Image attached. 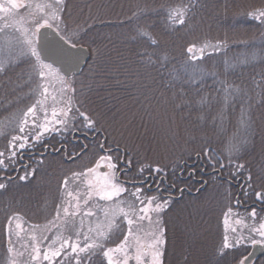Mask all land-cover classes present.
<instances>
[{
    "label": "trees",
    "instance_id": "16d2710c",
    "mask_svg": "<svg viewBox=\"0 0 264 264\" xmlns=\"http://www.w3.org/2000/svg\"><path fill=\"white\" fill-rule=\"evenodd\" d=\"M50 3L51 7L45 11L49 14L55 11L59 17L52 23L59 24L62 33L72 37L78 46L85 47L89 59L79 75L72 77L71 94L76 103L72 113L74 118L68 121L59 136L50 134L47 140L42 139V143L34 146L40 148L47 145L55 149L59 145H66L70 150V138L74 131L88 136L95 133L97 137L103 135L105 127L94 119L90 102L97 101L103 109H109L114 103L131 100L134 84H138L135 81L138 80L137 73H140L138 86L149 88L155 84L158 95L169 99L171 106L180 114L178 122L181 121L182 131L170 140L175 146L182 141L184 146H177L181 149H173L166 156L169 158L179 150L182 155L176 154L175 159L165 166L153 165L160 160L150 157L144 159L145 163L140 160L139 148L155 139L148 136L151 130L146 128V123L140 127L142 139L128 146L131 147L129 157L121 147L107 145L111 150L108 155L114 159L117 167L121 160L128 162L129 176L133 180L156 173L153 169L157 167L163 170L156 173L158 176L168 177L177 163L191 161L194 157L202 162L207 172L219 171L223 181L235 183L238 180L241 189L238 197L233 186L227 185L225 188L224 183L216 177L205 185L206 192L212 189L215 195L217 190V200L199 220H193L196 219L193 217L191 221L187 211L196 202L191 206L167 204L159 218L160 222L163 221L160 230L165 238L166 264H239L247 254L251 240L258 239L257 235L252 237L255 235L252 231L257 229L256 224L264 223V213L256 211L255 217L251 215L253 206L264 208V17L256 19L251 15L264 11V0H63L61 5H56L53 0ZM14 11L19 17L26 18L27 13L21 12L24 10ZM180 12H183V17L179 15ZM5 18L8 23L10 16L6 14ZM181 18L183 23H180ZM15 19L18 22L19 18ZM16 22L15 25L19 24ZM192 46H195L194 51L189 53L188 48ZM200 48H204L203 53L197 51ZM192 56L198 58L192 59ZM18 68L11 72L13 77L7 78L18 80L9 86L12 90L0 85V121L14 110L23 113L34 99L32 92L38 90L31 87L36 78L29 79V83L23 82L27 74L32 75L29 73L31 69L27 65ZM144 69L149 70L148 74L141 73ZM33 83L36 85L35 81ZM9 92H14V95L11 93L9 97ZM64 93L63 100H67L70 92L64 90ZM77 109L95 121L93 128L84 127L83 117ZM146 131L149 133L145 134ZM10 137L8 134L0 138L1 150L8 145ZM19 154L15 163L6 159L7 168H0V183L6 185L4 189L25 185L39 178L37 171L42 164L37 165V160L29 162L32 172L25 180L21 177H25L26 173L21 171L14 176ZM113 154H117L118 158ZM83 155L80 153L75 162L80 163ZM52 164L45 170L42 180L49 181L53 190L56 187L59 189L60 182L68 178L66 176L80 172L87 166L74 171L67 169L68 165L64 162L57 164L53 161ZM141 168L144 169L142 173ZM57 169L63 171L62 175L55 176ZM126 191L130 198L133 189ZM54 193L51 191L50 194L53 196ZM257 193L260 199H257ZM140 196L144 199L154 195L143 192ZM0 197L3 199L5 196L2 194ZM195 198L198 197L191 200L196 201ZM157 201L163 202L156 197L154 205ZM9 204L8 200H0V264H8L3 230L4 222L13 210H8L10 207L6 205ZM234 204L245 208H234ZM227 206H230L232 214H236L239 221L235 223L237 227L226 228L227 216H230L229 210L225 209ZM174 207H180L181 211ZM93 218L88 220L92 221ZM31 222L33 226L36 224L40 227V221ZM78 222V219L71 221L72 229L79 230ZM124 230L125 226L115 227L111 231V241L107 242L109 247L120 243ZM39 234L42 236L41 231ZM53 235L56 237L54 232ZM225 236L233 247L224 250L221 255ZM23 238L24 242L28 241ZM238 238L241 243L236 246ZM35 239L29 238V242H33L31 250L34 252L42 246L41 239L37 236ZM83 264L103 262L96 257L84 260ZM256 264H264V256Z\"/></svg>",
    "mask_w": 264,
    "mask_h": 264
},
{
    "label": "rangeland",
    "instance_id": "374dc122",
    "mask_svg": "<svg viewBox=\"0 0 264 264\" xmlns=\"http://www.w3.org/2000/svg\"><path fill=\"white\" fill-rule=\"evenodd\" d=\"M50 1L53 0H22L21 2L25 6L18 8V10H24L21 12L27 13L26 18H23L22 16L19 17L18 13L13 10L15 12V15H12L9 19H7L8 23L6 22L5 18L6 14H4V12L0 13V17L3 18L0 19V26H3L5 24L8 25L7 27L3 28V31H0V60H4L6 63L4 72L0 73V85L11 89L9 86L14 85L15 81L18 80L7 78L13 77L11 75V72L19 70L18 66L27 65L31 69L29 73H32V75L27 74L26 77L22 76V79L24 77L23 82L29 83V79L34 80V78H36L34 80L36 85L33 83V81L31 87L38 90L37 92H32L31 97H34V99H32L29 107L36 105V117L38 118L36 121L37 123L44 122L45 113L43 110H41V108L47 111V115L49 118H51L53 108H56L57 110H67L68 108H71V111L68 112V121H71V119L74 118L72 117L74 107H76V103L71 94L73 91L72 83L74 82L72 76L66 78L65 82H61L55 76H46L44 79H41L37 74V69L33 67V65L35 64L34 58L30 56H19V53L22 49L26 50V45L22 43L24 36L18 29H26L27 34L30 36L32 31H34L35 20L37 19L36 21L42 22L44 19H49L50 16L49 12L45 11L47 7L40 9L37 8L36 5H50ZM0 2L4 3L2 0H0ZM29 4L31 5V7H28ZM16 17L19 18L18 22L15 21ZM14 22L19 24L15 25ZM148 71L149 70L144 69L141 71V73L148 74ZM138 77H141L140 73L139 75L137 73L138 80H135L139 84L141 79ZM148 79L150 78L148 77ZM149 81L151 82L152 80L150 79ZM138 84H134V96L131 100L125 101L123 103H114L109 107V109H103L101 104L97 101L90 102L89 108L94 119L101 122V124L107 131L106 132L105 130H103V135H101L107 142L105 144L103 143V150H105L107 154L99 153L100 138L97 137L95 139V145L93 147L91 146L90 148V154H92L93 159L90 157V154H84L80 163L75 161L66 162V164L68 165L66 168L69 170L72 169L74 171H76V169L80 168L81 166H87L80 172H73L69 175L67 174L68 176L66 177L68 178L60 182L59 192L61 193L60 195H62V206L58 205V215L57 217L55 216V219L52 218V221L55 222V220L58 218L56 222L62 225V236L59 237L58 242L55 243H53V240L46 238L45 240L48 241V246L45 247L46 251L43 252L42 249L44 248V246H41L40 249H38L39 256L36 259H33V257L37 256V253L34 252V250H31V245L33 242H29V239L28 241L24 242L22 239L18 238L17 235L23 234L20 233V231L25 227L27 223L24 222V219H26V217L23 216L22 213L27 215V217H29V220L31 221H46L45 218L48 216L47 211H49L47 209L53 202V198L51 199L50 194L51 191H53V188H51L49 181L47 182L42 180V176L45 175V170L51 167L50 164L53 163L52 158H47L45 161L44 158H42V160H37V163H39L37 165H40V163L42 164L41 169L37 171V176H39L38 179L30 181L25 185H13L2 193L5 197H3V199L2 197H0V200H2L3 202H5L6 200L10 201V204L6 206L10 207L8 208V210L13 209L14 211V213H11L7 217V221L4 222L3 230V235L5 234L4 244H6L7 246L6 256L8 264H10V262L12 261H14V264L15 261H17V264H76L77 253H73L71 251V245L73 243H77L81 247L88 243L103 244L104 248H96L94 250L96 254L92 255L90 259L87 258V254L85 253H80L79 256L81 258V264H83L84 260H93L96 257H100L101 262H103V264H107V258L103 256V251L109 248L107 242L111 241V231L115 229V227L120 228L123 226H125V232L120 239V243L116 244L113 247L111 246L110 248H116L119 244H121L125 236H127L128 245L126 247V251L128 252L129 256H135V250L138 246L142 249L148 248L149 255L144 257L145 264H148L151 259L150 253L152 251L151 247L149 246L153 244L155 238L160 237L162 239L163 237V235L162 237L160 235V225L163 224V221L160 222L161 219L159 218V215H161V211H150L148 217L140 220L138 217L143 214L138 210L139 208L145 206L146 201L145 204H141L138 200H136L134 196L128 198V195L126 193L127 191L121 193L119 197H113L112 200L101 199V196L106 191V187L104 185V180L106 178L105 174H107L108 177L112 178L113 182L117 183L115 180L116 171L118 170L117 165L115 169H111L108 167L109 161L107 157H110V155H108V151L110 150V148L108 149L107 145L111 147H121L125 152V155L129 157L128 154L130 153L131 147L128 146L136 144V142H138L137 139H142L140 127L143 123H146V128H149V130H151V133L146 131L145 134L149 133L148 136H150L151 138L153 137L152 140L154 138L155 139L150 143H146L145 145L140 143L141 145H143L138 150L139 154L141 155L140 160H143V162L145 163L144 159L150 157L156 160H160V162H154L155 164L151 162L153 165L165 166L169 165L168 163L175 159L176 154L182 155L180 153L181 150H179L173 152L169 158L168 156H166L169 151L173 149L178 150L181 149L178 147L184 146V143L182 141H180V144L177 145V147L173 145L174 142L170 140L173 135L178 136L177 134H180L182 131L181 121L178 122L180 114L171 106L169 99L163 98L162 96L158 95V89L155 84L154 86H151L149 88H143L141 86L139 87ZM38 85H43L44 87H46L48 89V93L46 95L42 94L43 89L41 87H38ZM64 90H68V92H70L69 95H67V100H63V97H65ZM11 93L12 96L14 95V92H9V97L11 96ZM53 97H55V99H53ZM37 101H44V103L41 106L40 104H37ZM27 109H25L23 113H17V110H14L10 116L0 121V128L3 129L4 135L9 134L10 136H23L28 134L32 126L31 116L28 117L29 122L28 125L25 126V133H20L18 129L20 121L23 118V114L25 111H27ZM20 110L21 109H18V111ZM60 119H64L63 115L57 117V120ZM55 127L58 129V131L45 133V136L42 139L47 140V138L50 137V134L59 136L64 130V125H61L59 123H57ZM138 129L139 132L137 131ZM35 131H39V129H34L33 134ZM4 135L0 136V138ZM148 140L151 141V139ZM29 142L31 143V136H29ZM119 142H122L123 144L120 145ZM71 149H74V151L72 153H67L66 159L74 154L76 150H79L75 147H71ZM25 150H22L21 152ZM0 151H5L7 154L8 145L5 146L2 150L0 149ZM113 156L117 157V154H113ZM101 157H104L105 159H101ZM163 157L164 159L163 161H161ZM57 161L60 163L62 160ZM110 162L115 164L112 158ZM120 162H122V160ZM124 164L129 165L128 162H125ZM178 164L179 163H177V165ZM100 168L103 169L102 173L99 171ZM88 169H95V172H88ZM57 170L55 172V176H59L63 173L62 170ZM21 172L26 173V170H21ZM31 172L32 169H27V173L31 174ZM74 173H81L82 175L77 177L73 175ZM84 173H86V175H84ZM30 174H26L25 178L29 177ZM88 179L93 181V183H88ZM65 180H67L66 186ZM238 184L239 182L235 184V191L233 190L235 196L237 195V197L239 196V193L241 191ZM224 187L227 188V184L226 186L224 184ZM44 189H46V191H44ZM133 191H135V189ZM216 191L214 195L212 189L207 192L206 189H203L196 194V197H198L194 199L196 201H192L191 199L185 201L184 204H188V206H191L192 203L196 202L187 210L188 215L190 214L191 221L193 217L196 218L193 220H199L203 217L204 214L209 212L208 210L210 205L217 200ZM2 194H0V196H2ZM130 206H132V209L134 210H130ZM233 207L237 208L238 206L234 204ZM120 208H123L125 212L129 213L127 218H125L120 213ZM174 209H178L179 211H181L180 207H174ZM225 209L226 211L229 210L228 213L230 214V216H227L228 221L226 222V228L229 229L233 226H236V214L231 213L230 206H227V208ZM16 210L21 215H18L15 212ZM90 217H94L92 221L88 220ZM9 218L11 219V221H9ZM75 219L79 220L77 227L79 228V230H75V228L72 229L73 224L71 223V221ZM128 219H131L133 221L132 224H128ZM261 224L264 223L260 222V225ZM17 225H19V227ZM256 225L257 229L253 228L254 230L252 231V233H254L255 235H252V237L257 235L256 237L260 238L261 236L259 235L258 231H255L260 228V225ZM40 231H42L40 227L32 226L30 239L31 237L35 239L36 236L40 238ZM130 231L131 235H129ZM42 232L46 233L44 230ZM36 233H38V235H35ZM102 233L104 235H102ZM85 236L88 237L87 240L84 239ZM65 240L68 241V244L61 248V245ZM251 245L253 244L250 243L248 245V248H250ZM157 247H159L161 250L162 245H157ZM22 248H24V251L22 250ZM9 249H11V251H9ZM27 250L28 252H30V254H28ZM56 250H60L59 256L51 257L50 260H45L43 258L45 253H48L49 256H51V252ZM112 255L114 260L123 259V253H113ZM164 259L165 257L162 253V255L160 256V264H166ZM243 259L244 257H242L240 261ZM128 264H136L135 259L130 258L128 260Z\"/></svg>",
    "mask_w": 264,
    "mask_h": 264
},
{
    "label": "snow or ice",
    "instance_id": "6c2138e0",
    "mask_svg": "<svg viewBox=\"0 0 264 264\" xmlns=\"http://www.w3.org/2000/svg\"><path fill=\"white\" fill-rule=\"evenodd\" d=\"M56 5H61L63 3V0H55ZM25 5L22 2H18V0H6L5 4H0V12L6 13L8 16L15 15L14 11L15 9H18L20 7H24ZM28 7H31L29 4ZM37 8H44V7H51V5H36ZM62 10V9H61ZM179 15L183 17V12H180ZM256 19H260L261 17H264V11H257L256 13H252ZM0 19H3L0 17ZM59 17L56 14L55 11H53L49 19H44L42 22L35 21L34 22V31H32L31 35L29 36L27 34L26 29H18L19 31L22 32L24 38L22 43L26 45V50L22 49L19 53V56H30L34 58L35 64L33 65L34 68L37 69V74L41 79H44L46 76H55L58 78L61 82L64 81V76L60 75L61 69L56 68L53 66L52 63H46V59H48V56L50 54H60L63 55L66 52V49H64L62 46H59L57 48H52L50 47L51 42L48 40V35L49 31L55 33L56 37H58L59 41L63 42V45H67L69 48H76L77 47V42L70 36L63 34L62 31L60 30V25L59 24H54L50 21H55L58 20ZM183 19H180V23H183ZM8 25L5 24L3 26H0V31H3L4 27H7ZM44 30L43 32L41 30ZM144 35H147V33H142ZM75 36L76 34L73 33ZM153 43L155 41L153 40ZM204 47H208V45H204ZM195 46L189 47L188 52L193 53ZM204 48H200L197 51L203 53ZM192 59H196L198 57L192 56ZM6 63L4 60H0V73H3L5 70ZM38 87H41L43 89L42 94L46 95L48 93V89L44 87L43 85H38ZM55 99V97H53ZM44 101H37V104H40L41 106L43 105ZM36 105H33L32 107H29L27 111L24 112L23 118L20 121V124L18 126L19 132L20 133H25V126L28 125V117H32V126L31 129L29 130L28 134L26 135H12L8 141V151L7 154L5 151H0V168H7V165L5 164V160L7 159L10 163H15L16 157L18 152H21L22 150L25 149H30L33 147L36 143H42V138H44L45 133L48 132H55L58 131V129L55 127L57 123L64 125L67 127L68 125V112L71 111V108H68L67 110L65 109H59L57 110L56 108L52 109L51 113V118L48 117L47 111L41 108V110L44 111V122L43 123H37V117H36ZM77 112H79V115L83 117V122H84V127L86 128H93L95 125V121L91 119L85 112L80 111V109H77ZM63 115L64 119L57 120V117ZM34 129H39V131H35L33 134ZM4 135L3 129L0 128V136ZM29 136H31V143L29 142ZM19 142V143H17ZM45 148L48 146L45 145ZM103 147V145H101ZM54 151H58V149H54ZM207 154V153H206ZM231 155V151H230ZM23 157L21 156V159ZM101 159H105L104 157H101ZM109 164L108 167L111 169L116 168V164L111 163V157H107ZM130 163V161H129ZM99 166V165H98ZM27 173V166H24ZM221 167H223V164H221ZM240 168L243 167V165H239ZM88 172H95V169H88ZM144 171L143 168L140 169V172L142 173ZM163 170L160 169L159 167L154 168L153 172L160 173ZM194 171V170H193ZM74 176H80L82 175L81 173H74ZM86 175V173H84ZM105 180H104V185L106 187V191L104 194L101 196V199H108L112 200L113 197H119L121 193L126 191V188L122 185H119L115 182H113L112 178L108 177L107 174H105ZM25 177H21V179H24ZM250 179V177H249ZM67 185V180H65V186ZM4 183H0V189L5 188ZM142 192V189L140 187H137L135 191L131 193L132 196L136 198L141 204H145V199H146V204L144 207L139 208V212L142 213L143 215H140L138 218L140 220L145 219L148 217L149 212H159L162 211L169 201L165 200L162 203L161 202H156L154 207H153V201H156L155 196L151 197H146L144 199L141 198L140 193ZM257 199H260V194L257 193ZM130 210L132 209V206H130ZM66 211V210H65ZM120 213L127 218L128 217V212H125L123 208L119 209ZM231 211V210H230ZM251 215L255 217L256 211L255 209L252 210ZM128 224H132V220L128 219ZM239 223V221H237ZM19 227V225H17ZM233 231H236V229H233ZM259 235L264 238V224L260 225V228L258 230ZM102 235H104L102 233ZM129 235H131V231L129 232ZM161 237L163 235V231L161 230ZM85 240L88 239L87 236L84 238ZM164 243L163 239L160 237L155 238L154 242L151 247L152 251L150 253L151 259L148 262V264H160V256L162 255V252L157 245H162ZM241 243V240L238 238L236 241V246H238ZM251 243L253 245L258 244V243H264V239L257 241L255 239L251 240ZM68 244V241L65 240L63 244L61 245V248H63L65 245ZM128 245V237L125 236L124 240L119 244L116 248H107L106 250L103 251V256L107 258V264H128V260L130 258H134L136 261V264H145L144 257L149 255L148 248H140L139 246L135 250V256L130 257L128 252L126 251V247ZM230 247H233V245H230L228 243V237L225 236L224 238V244L222 249L220 250L221 255H223L224 250L229 249ZM96 248H104L103 244H97V243H88L85 244L83 247H81L77 243H73L71 245V251L73 253H77L76 257V264H81V258L79 256L80 253H85L87 254V258L90 259L92 255H95V249ZM11 251V249H9ZM37 253V256L33 257V259H36L39 256V250H35ZM113 253H123V259L122 260H114L113 258ZM60 255V250H56L51 252V256H49L48 253L44 254V259L45 260H50L51 257H56ZM10 264H14V261L10 262ZM240 264H243V260L240 261Z\"/></svg>",
    "mask_w": 264,
    "mask_h": 264
},
{
    "label": "flooded vegetation",
    "instance_id": "af4514ba",
    "mask_svg": "<svg viewBox=\"0 0 264 264\" xmlns=\"http://www.w3.org/2000/svg\"><path fill=\"white\" fill-rule=\"evenodd\" d=\"M4 3H6V0H2ZM22 0H18V2H21ZM97 133H95L93 136H88L86 134H76L74 131L71 138H70V145L72 147L78 148L79 150L75 151L74 154L69 156L67 159V153H72L74 149H67L66 145H59L55 149H58V151H54V149H50L48 146L45 148L44 146L38 148V146L31 147L30 149H26L23 152H20L18 158H17V166L14 169V176L17 175L21 170H25L24 166H27V169H29V162L33 160H42V158L47 159V158H52V161H56L57 164H62L63 162H74L77 157H79L80 153L83 154H90L91 153V146L93 147L95 145V139L97 137ZM100 137V149L99 153L107 154L105 150H103V145L104 143V137L99 135ZM111 151V150H109ZM108 151V152H109ZM21 156L23 157L21 159ZM46 157V158H45ZM90 157L93 159V156L90 155ZM111 157V156H110ZM62 158V159H61ZM112 158V157H111ZM57 160H62L60 163ZM114 161V159L112 158ZM116 175H115V180L118 184L124 186L126 190L128 189H136L137 187H140L142 189V192L140 194L146 193L150 195H154L161 199L162 201H169L168 204H184L185 201L188 199H192L193 197H196L197 193L202 191L205 188V185L213 178L216 177L219 181L223 182L224 184L231 185L235 187V184H237L239 181L236 180L235 183H232L230 180H225L220 176L219 171L217 170H211L209 172L204 169L202 162L197 159V157L192 158L191 161H181L179 164L171 171V173L168 175V177L164 175L158 176L156 173L152 174H147L139 179L133 180L129 176L130 172V166L126 165L122 162L119 163V167H117ZM194 170V171H193ZM99 171L102 173L103 169L100 168ZM62 175V174H61ZM90 175V174H89ZM1 177V176H0ZM4 178V177H3ZM237 182V183H236ZM88 183H93L90 179H88ZM202 187V188H200ZM200 188V189H199ZM7 189H0V194H2L4 191ZM46 191V189H44ZM55 193L52 196L51 199L53 198V202L51 205L48 207L47 213L48 216L45 218L46 221L44 220L40 221V228L42 231L44 230L46 233L42 232V236L40 237L42 246L44 248L42 249L43 252L46 251L48 241L45 239H51V240H56L58 242L59 237L62 236V225L57 223L56 221L58 218L54 221H52V218L55 219V216L57 217V208L59 207L58 205H61V200H62V195L59 192L60 189H55L53 190ZM59 193V194H58ZM48 195V194H47ZM62 206V205H61ZM239 208H245L238 206ZM255 211H258L260 213H264V208L263 207H257L253 206ZM10 211V210H9ZM18 215H21L18 213V211H15ZM14 213L13 210L10 211V214ZM2 217L4 216L1 214ZM26 217L27 223L25 227L20 231V233H23L24 237L28 238H23L21 235H17L18 238L20 239H29L30 238V233H31V227L33 226L31 220H29V217L27 215H24ZM35 224V223H34ZM38 226V225H34ZM52 228V229H51ZM54 228V229H53ZM49 231V232H48ZM56 234V237L52 235V233ZM61 234V235H60ZM163 241H165V238L162 237ZM264 238L260 237L257 239V241H260ZM261 245L264 249L263 243H258ZM253 245L250 246L248 249L247 254L244 256V259L246 256L249 254L250 249ZM162 253L164 254V243L162 244L161 248ZM165 256V255H164ZM264 254L259 257L253 259L249 264H256L257 261H259ZM170 258V255H169ZM243 259V260H244Z\"/></svg>",
    "mask_w": 264,
    "mask_h": 264
},
{
    "label": "water",
    "instance_id": "95a60500",
    "mask_svg": "<svg viewBox=\"0 0 264 264\" xmlns=\"http://www.w3.org/2000/svg\"><path fill=\"white\" fill-rule=\"evenodd\" d=\"M44 31L43 29L41 30ZM48 40L51 42L50 47L57 48L62 46L66 49L65 54H50L46 63H52L54 67L61 69L60 75L64 78L78 76L89 59L88 50L85 47L78 46L69 48L63 45L62 41L58 40L55 33L49 31ZM200 189V188H199ZM264 254V249L261 245L255 244L251 247L249 254L243 260V264H249L253 259L259 258Z\"/></svg>",
    "mask_w": 264,
    "mask_h": 264
}]
</instances>
